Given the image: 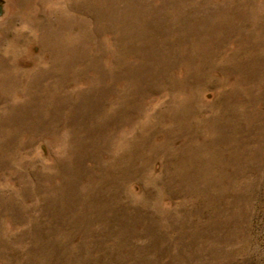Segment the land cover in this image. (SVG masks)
Segmentation results:
<instances>
[{
	"label": "rangeland",
	"instance_id": "rangeland-1",
	"mask_svg": "<svg viewBox=\"0 0 264 264\" xmlns=\"http://www.w3.org/2000/svg\"><path fill=\"white\" fill-rule=\"evenodd\" d=\"M0 264H264V0H0Z\"/></svg>",
	"mask_w": 264,
	"mask_h": 264
}]
</instances>
